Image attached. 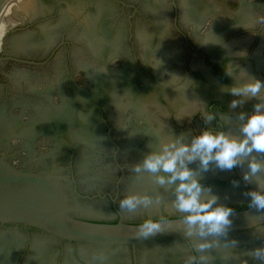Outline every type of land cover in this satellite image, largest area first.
<instances>
[{"label": "clouds", "instance_id": "9594fccd", "mask_svg": "<svg viewBox=\"0 0 264 264\" xmlns=\"http://www.w3.org/2000/svg\"><path fill=\"white\" fill-rule=\"evenodd\" d=\"M239 72L233 71V64L223 65L226 75L234 83L221 86V91L234 97L228 108L242 107L255 100L252 111L235 113L236 130L217 128V114L205 113L202 117L204 127L187 132L175 133L160 125L157 141L150 144V150L142 159L132 164L137 175L147 173L153 182L170 193L168 207L174 212L181 241L178 246L184 249L190 243L191 251L183 264H207L208 253L218 246L221 237L227 236L232 226L234 209L220 202V197L211 186L201 182L202 175L215 171H231L242 168L245 184L254 187L243 193L249 209L264 214V80L248 74L238 65ZM231 118L232 113H228ZM177 119L187 116H176ZM233 187L239 182L233 180ZM227 199V197H225ZM161 196L128 192L117 203L120 212L135 213L139 208L159 205ZM166 222L160 218L145 216L135 227L137 238L147 239L166 230ZM233 245L237 244L234 239ZM248 256L253 264H264V242L249 250ZM99 259H103L101 254ZM243 264H248L244 260Z\"/></svg>", "mask_w": 264, "mask_h": 264}]
</instances>
